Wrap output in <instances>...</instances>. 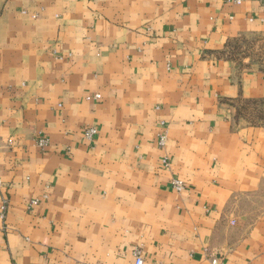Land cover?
Segmentation results:
<instances>
[{
	"label": "crops",
	"instance_id": "crops-1",
	"mask_svg": "<svg viewBox=\"0 0 264 264\" xmlns=\"http://www.w3.org/2000/svg\"><path fill=\"white\" fill-rule=\"evenodd\" d=\"M241 1L0 0V264H264V70L225 56L264 0Z\"/></svg>",
	"mask_w": 264,
	"mask_h": 264
},
{
	"label": "rangeland",
	"instance_id": "rangeland-1",
	"mask_svg": "<svg viewBox=\"0 0 264 264\" xmlns=\"http://www.w3.org/2000/svg\"><path fill=\"white\" fill-rule=\"evenodd\" d=\"M225 56L236 63L239 68L264 70V37L251 36L232 40L228 43ZM251 114L264 122L260 108H249Z\"/></svg>",
	"mask_w": 264,
	"mask_h": 264
},
{
	"label": "built area",
	"instance_id": "built-area-1",
	"mask_svg": "<svg viewBox=\"0 0 264 264\" xmlns=\"http://www.w3.org/2000/svg\"><path fill=\"white\" fill-rule=\"evenodd\" d=\"M241 2H242L241 0H235V3H237V4H241ZM95 98L100 99V96L97 95ZM88 99H90V98H88ZM97 134H98V130L94 127L88 128L85 131V136L88 139H93L94 137H96ZM166 142H167V135H166V133H162L158 137V145L161 148H163V147H165ZM37 144H38V147H40L41 149H46L47 147H49L50 140L47 137H41L37 140ZM164 165L165 166L169 165L167 159L164 160ZM171 187L174 191L181 193L186 189V184L181 180L173 179L171 181ZM37 203H38V201L32 202L33 205H35ZM6 209H7V205H4L2 208V210H3L2 214L5 213ZM134 257H135V264H144V262H145L144 261V255H143V252L141 249H136L134 251ZM212 264H218V261L216 259H214L212 261Z\"/></svg>",
	"mask_w": 264,
	"mask_h": 264
}]
</instances>
